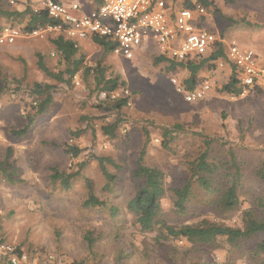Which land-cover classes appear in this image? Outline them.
Segmentation results:
<instances>
[{
  "label": "rangeland",
  "instance_id": "rangeland-1",
  "mask_svg": "<svg viewBox=\"0 0 264 264\" xmlns=\"http://www.w3.org/2000/svg\"><path fill=\"white\" fill-rule=\"evenodd\" d=\"M6 1L13 10L26 5V0ZM214 1L221 15L211 10L208 28L224 34L227 42L237 40L253 47L264 61V0ZM25 21L24 17L1 19L3 26H22ZM23 32L22 39L0 44V238L27 254L19 264L256 263L249 245L234 246L225 238L197 247L185 239H157L160 231H141L127 202L135 192L132 172L146 148L145 162L166 173L161 218L168 223L209 218L243 225L245 210L264 218V185L256 174L264 161V88L240 96L221 92L232 67L215 62V67L200 74L201 83L211 84L205 97L188 102L171 81L174 74L183 80L185 69L168 72L165 63L155 64L154 52L141 51L129 60L121 54L105 53L90 41L79 47L77 56H84V64L92 68L100 61L108 75L126 80L125 87L131 92L118 136L109 138L99 130L103 115L108 119L114 116L97 107L105 96L81 71L76 76L79 84L75 78L69 85L57 81L54 103L36 118L27 135L15 138L12 130L24 127L27 115L33 112L29 94L33 82H54L38 67L37 54H44L47 65L55 71L66 68L51 42L58 31L46 29L39 35ZM83 116L92 118L90 124ZM176 124L181 130L164 143V129H173ZM86 127L87 131L74 139L83 152L75 158L69 156L65 147L72 141L70 131ZM208 140L216 158L226 161L234 151L244 165L241 205L236 211L221 213L199 193L189 202L186 213L180 214L170 188L181 183L190 162L208 147ZM92 153L114 160L107 164L117 176L112 190H105L107 180ZM82 162L86 165L70 189L52 181L53 168L74 172ZM117 164L119 167L114 166ZM9 174L15 181L11 182ZM87 179L94 180L95 191L107 201L106 207L84 206ZM113 206L118 209L111 216ZM87 231L95 238L92 249L85 239ZM2 256L0 251V264H8Z\"/></svg>",
  "mask_w": 264,
  "mask_h": 264
},
{
  "label": "trees",
  "instance_id": "trees-1",
  "mask_svg": "<svg viewBox=\"0 0 264 264\" xmlns=\"http://www.w3.org/2000/svg\"><path fill=\"white\" fill-rule=\"evenodd\" d=\"M208 10L215 11L221 15L220 8L215 4L214 0H198ZM6 0H0V30L4 27L1 19L15 21L18 18H26L27 20L22 25L23 29L31 32L36 29L47 28L49 26L58 25L59 21L48 16L45 11L35 12L28 5L23 11L10 9L6 5ZM187 6H192L189 1ZM239 21H236L238 23ZM215 32V31H214ZM216 33V32H215ZM224 37V34H221ZM92 41L101 46L105 53H113L115 45L111 40L103 37H94ZM51 42L55 47L56 53L66 63V68L61 71L51 69L46 61L45 55L38 53V67L54 82L35 81L30 87L29 94L32 98L31 106L32 114L27 115L26 125L20 129H13L12 133L15 138L27 135L31 126L35 123L36 118L48 111L49 107L55 101V93L58 88L57 81L71 84L73 78L81 71L84 72V78H92L95 87L99 93L106 92V96L102 98L97 107L104 113H110L114 118H107L103 115L99 130L104 136L116 138L118 130L125 119V108L129 105L131 92L128 95L122 93L117 98H111L110 94L118 89H127L126 80L119 75L107 74V67L103 66L99 61L93 68L84 64V56H77L80 46H75L73 40L69 39L63 32L58 31V34L51 37ZM147 51L154 52L155 64H164L165 70L168 72L185 69L187 76L182 83L188 90H194L200 86V74L203 70L215 67V62L219 59L226 58L227 46L223 42H216L215 48L205 54H194L188 60H176L165 54H162L155 48H148ZM258 89V88H257ZM221 92L233 96H240L243 92V86L240 84L236 68L232 65V73L220 88ZM1 94V88H0ZM109 116V115H108ZM82 118L89 120V116ZM87 128H78L70 131L71 142L66 147V153L71 157H78L83 148L74 142V139L82 136ZM94 128V126H93ZM181 130V126L176 124L175 128H165L163 131V142L174 139V134ZM148 137V131L146 132ZM167 139V142H166ZM211 141H206L208 145L192 162H190L189 172L181 178V183L173 185L170 190L173 193V203L175 210L180 214H185L188 209V204L191 200L198 197L199 193L206 196L208 202L221 213L236 211L241 205V195L239 189L242 185L244 175L243 164L240 163L234 151L230 152L231 157L224 161L221 158H216L213 155L210 147ZM146 148H144L137 159V167L133 170V181L135 192L127 202V209L136 216V220L143 232L160 231L157 239H185L192 243L194 247L204 245H214L219 239L225 238L231 245L241 246L249 245L252 256L256 259L255 264H264V218L257 215L254 211L245 210L243 215V225L229 224L223 221L211 220L209 218L199 219L197 221H182L176 224H170L161 218L162 215V198L167 193L166 173L157 166L149 165L145 162ZM10 153L8 154V156ZM92 159L98 162V166L102 174L106 178L104 185L105 190H112V187L117 183V176L110 171L108 163L113 164L114 160L109 156L91 154ZM86 165L85 162L80 164L74 172L53 168L51 179L54 182H59L63 189H70L75 179L81 176L82 168ZM119 167V165H114ZM256 174L260 177L264 185V161L258 166ZM11 182L15 181L13 175H10ZM88 197L84 201V206L87 207H106L107 201L102 199L95 189L93 179L86 180ZM117 207H111V216L117 213ZM85 239L88 242L89 248L94 247L95 238L92 231H87ZM252 242V243H251ZM253 244V245H252ZM17 250L21 249L17 246ZM3 254V253H2ZM4 262H8L5 254L1 257ZM84 264V263H81ZM192 264H200L192 262ZM204 264V263H201Z\"/></svg>",
  "mask_w": 264,
  "mask_h": 264
},
{
  "label": "built area",
  "instance_id": "built-area-1",
  "mask_svg": "<svg viewBox=\"0 0 264 264\" xmlns=\"http://www.w3.org/2000/svg\"><path fill=\"white\" fill-rule=\"evenodd\" d=\"M192 6H187V2ZM10 0V3H14ZM35 12L45 11L49 17L58 20L56 26L26 32L39 35L42 31L63 32L79 46L83 40L103 37L114 42V53L132 60L141 51L155 48L176 60H188L194 54L205 55L215 48L216 42L227 46L226 58L217 60L219 65L226 62L234 65L243 93L264 88V63L251 46L237 40L227 42L208 28L212 13L198 0H99L89 11L77 1L70 3L59 0H40L34 5ZM23 30L6 25L0 30V44H12ZM76 83L80 80L75 76ZM176 91L188 102L205 97L211 85L203 82L194 90L185 88L177 77L171 78ZM129 94L128 89H118L111 98ZM106 96V92L102 93ZM131 104V100L128 103ZM0 251L8 258V264H19L27 254L0 238Z\"/></svg>",
  "mask_w": 264,
  "mask_h": 264
},
{
  "label": "crops",
  "instance_id": "crops-1",
  "mask_svg": "<svg viewBox=\"0 0 264 264\" xmlns=\"http://www.w3.org/2000/svg\"><path fill=\"white\" fill-rule=\"evenodd\" d=\"M39 1H40V0H26V5H25V7L20 8L19 11H23V10L28 6V5H27L28 2H29L28 4H30V6L33 7L34 5H37V4L39 3ZM59 1L66 2V3H70V2H73V1L80 2V3L82 4L83 9L86 10V11H89V10L95 8V7L97 6V4L99 3V0H59ZM26 20H27V19H26ZM21 25H22V24H21ZM14 26H15V25H14ZM17 27H20L22 30H24L22 26H17ZM23 36H24V35H23ZM23 36L18 37V38L16 39V41H17L18 39H22ZM16 41H15V42H16ZM90 41L93 42L92 40H83V41H81V43H80L79 46H82V45H85V44H89ZM241 44H242V43H241ZM247 46H249V45H247ZM252 48H253V47H252ZM145 51H146V50H145ZM257 53H258V52H257ZM258 54H259V53H258ZM259 57H260L262 63H264V61L262 60L260 54H259ZM225 64H226V65H230V66L232 67V64H230L229 62H226ZM172 77H177V76L174 74ZM172 77H171V78H172ZM74 78H75V77H74ZM177 78H178V80L181 82V84L184 86V84L182 83L183 80L180 79L179 77H177ZM208 82H209V81H208ZM210 85H211V84H210ZM184 87H185V86H184ZM175 88H176V87H175ZM185 88H186V87H185ZM242 93H243V92H242Z\"/></svg>",
  "mask_w": 264,
  "mask_h": 264
}]
</instances>
